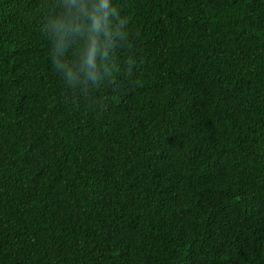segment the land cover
<instances>
[{"label":"trees","instance_id":"16d2710c","mask_svg":"<svg viewBox=\"0 0 264 264\" xmlns=\"http://www.w3.org/2000/svg\"><path fill=\"white\" fill-rule=\"evenodd\" d=\"M55 0H0V264H264V0H114L87 96L52 70Z\"/></svg>","mask_w":264,"mask_h":264},{"label":"clouds","instance_id":"9594fccd","mask_svg":"<svg viewBox=\"0 0 264 264\" xmlns=\"http://www.w3.org/2000/svg\"><path fill=\"white\" fill-rule=\"evenodd\" d=\"M128 24L114 0H55L48 6L41 33L52 70L69 92L87 96L120 71L117 53L130 40Z\"/></svg>","mask_w":264,"mask_h":264}]
</instances>
